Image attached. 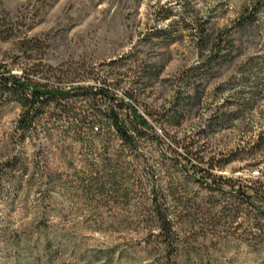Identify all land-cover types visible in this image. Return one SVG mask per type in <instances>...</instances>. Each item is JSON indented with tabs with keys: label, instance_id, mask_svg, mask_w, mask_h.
<instances>
[{
	"label": "rangeland",
	"instance_id": "1",
	"mask_svg": "<svg viewBox=\"0 0 264 264\" xmlns=\"http://www.w3.org/2000/svg\"><path fill=\"white\" fill-rule=\"evenodd\" d=\"M221 35L232 48L205 74ZM0 65L67 91L107 87L153 128L131 150L102 118L110 104L73 90L23 132L21 104L0 92V264H264V205L225 202L184 149L230 157L264 130V0H0ZM223 114L241 119L214 125ZM93 120L105 136L76 131ZM238 155L213 175L264 174Z\"/></svg>",
	"mask_w": 264,
	"mask_h": 264
},
{
	"label": "trees",
	"instance_id": "2",
	"mask_svg": "<svg viewBox=\"0 0 264 264\" xmlns=\"http://www.w3.org/2000/svg\"><path fill=\"white\" fill-rule=\"evenodd\" d=\"M227 39L228 37L224 38L221 35L218 41L214 44V48L210 53L211 56L205 67V74L211 72L216 65L225 59L222 55V51L225 48H232L231 43H229ZM207 41L206 37L204 40L205 46ZM4 69L5 68L0 65V92L1 94H9L10 96H13L21 104L23 114L19 120V126L23 132H26L32 125L35 124L40 113L44 111L50 103L53 101L58 102L62 99L65 100L66 97L70 95V91L73 90H78L81 96L92 99L96 102V104L99 102L98 98L100 101H106L110 104L108 110L104 114L101 113L102 118H107L109 120L110 129L115 132L116 136L127 148L137 151L139 144L145 138L146 132H153L150 119L139 114L136 108L132 106H129L128 108L116 107L114 105L115 98L107 87L96 91L84 88H70V91H67L64 87H51L49 85L38 84L37 82L29 79L26 75L23 77L7 75L6 72L2 73V70ZM68 79H70L69 76L63 77V80ZM253 82L257 85L256 88H258L260 79H254ZM257 96H259L258 92L255 93L252 99L253 105L257 102ZM193 103L194 97L188 96V98L183 101L181 108L171 111L172 118L180 121L185 117L189 107H191ZM124 112L125 120L121 118ZM71 113V110L66 108L63 109V114L69 116ZM77 117L78 115H72L68 118L77 119ZM240 119V115L230 116L223 114L214 121V125H225L228 122L238 121ZM82 124L83 125L81 126H75L76 131L84 134L83 129H86L89 134L97 131V133L94 134L96 137L105 136L103 132L106 128L103 123L93 120ZM197 144L198 143H195L194 141H189L184 149L188 156L192 157L193 160L198 162L200 165L205 164L207 168L202 169L191 165L190 171H194V174H202L201 180H204V184L207 185L213 193L220 195L225 202L231 203L232 206L237 205L240 207L242 205H253L257 202L264 205V174H262L256 181H252L250 183H244L240 180L234 179H225L224 177H217L213 175L217 171L224 170L225 167L231 163L245 160L243 157L238 155L239 153H241L242 156H247V159L251 162V169H257L263 165L264 130L254 141L249 143L247 147L241 149L238 154L233 153L230 157H208L206 152L202 151L201 147H196ZM261 214L264 219V212ZM159 218L163 225L162 229L165 233H167V236L170 237L174 235V228L172 223L169 221L168 216L159 213Z\"/></svg>",
	"mask_w": 264,
	"mask_h": 264
}]
</instances>
